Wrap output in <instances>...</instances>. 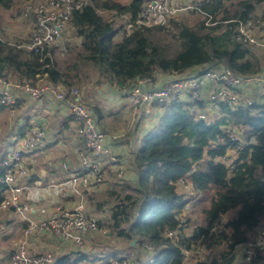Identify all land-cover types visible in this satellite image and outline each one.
Here are the masks:
<instances>
[{
  "label": "trees",
  "instance_id": "trees-1",
  "mask_svg": "<svg viewBox=\"0 0 264 264\" xmlns=\"http://www.w3.org/2000/svg\"><path fill=\"white\" fill-rule=\"evenodd\" d=\"M27 1L0 0V7L10 10ZM86 1L70 20L78 43L35 53L23 47L27 42L12 44L0 37L1 77L10 83L38 84L45 79L66 89L104 83L129 92L142 79L161 82L206 70L220 60L243 75L264 72V59L239 39L237 29L239 21H249L259 6L264 7V0H201L200 8L207 16L194 24L173 18L163 26L135 27L129 32L123 31L125 23L120 20L125 21L123 16L137 20L148 0ZM234 1L237 6L231 10ZM102 12L116 15L110 20ZM208 17L213 25L207 24ZM202 107L201 103L174 102L163 108L158 123L140 139L141 149L131 154L130 171L135 178L128 187L137 196L117 200L108 222L119 237L153 248L155 262H150L151 257L132 259L118 252L100 257L77 251L75 257L67 254L62 264H111L110 257L130 259L133 264H241L236 248L264 226V104L235 108L221 104L212 119L200 117ZM227 129L239 139L231 141ZM182 179L201 193L202 221L190 233L184 232L189 218L186 223L180 218L187 204L178 190ZM116 194L111 192L112 197ZM135 205L137 212L129 213ZM178 231V236L169 235Z\"/></svg>",
  "mask_w": 264,
  "mask_h": 264
},
{
  "label": "built area",
  "instance_id": "built-area-1",
  "mask_svg": "<svg viewBox=\"0 0 264 264\" xmlns=\"http://www.w3.org/2000/svg\"><path fill=\"white\" fill-rule=\"evenodd\" d=\"M28 2L25 3L23 15L33 17V27L29 41L23 47L35 53H43L46 48L58 44L70 26L72 14L87 4L86 0H47L36 5ZM262 9L263 14L258 15V18L239 21L237 25L239 39L252 50L254 47L264 48V7ZM192 12L207 16L197 0H148L137 20L132 22L128 16L122 17L127 21L123 31L129 32L135 27L163 26L173 18ZM102 13L116 15V12ZM207 24L213 25L211 17H208ZM262 89L264 72L243 75L220 60L206 70H196L177 78L168 77L162 82H155L151 78L142 79L128 92L127 101L132 112L143 118L149 117L147 120L156 115L158 118L157 113L161 115L163 108L174 102L201 103L203 107L198 112L201 118H205L208 114L205 113L206 109L210 106L218 109L221 104L233 108L264 104L259 102L264 100L262 94L254 95V91ZM20 93L35 101H40L46 93H50L64 104L75 133L84 140L86 149L80 154L81 172L63 183L40 187L39 190H45L50 197L31 201L30 194L37 187L27 182L31 175L27 157L30 153L43 150L47 132L37 118H29L15 129L0 166V258L8 259L9 264H62L64 257L61 258L59 252L51 248L38 252L31 246V239L45 237L55 246L85 252L91 236L99 233L106 235V230L99 225V219L86 212L84 196L90 197L95 186L104 184V168H108L119 180H125L131 165L126 170L128 161H121L97 117L83 102L79 88L60 89L52 84L31 82L10 83L0 75L1 107L15 110ZM226 135L234 142L239 139L232 129H227ZM187 181L193 186L191 181ZM67 203L69 207L65 208ZM114 211H110L111 217ZM179 234L178 231L169 235ZM236 250L237 254H241V264H252L255 260L264 259V226L256 237L240 244ZM110 262L133 264L126 258H111ZM150 262H155V256L151 257Z\"/></svg>",
  "mask_w": 264,
  "mask_h": 264
},
{
  "label": "crops",
  "instance_id": "crops-1",
  "mask_svg": "<svg viewBox=\"0 0 264 264\" xmlns=\"http://www.w3.org/2000/svg\"><path fill=\"white\" fill-rule=\"evenodd\" d=\"M56 45L61 46L59 43ZM93 82L96 84L97 78ZM39 84L48 85L50 83L43 79ZM98 86L100 88L96 92H89L87 96L83 97V100L85 98L89 103L90 106L88 107L97 117L102 130L109 136V142L114 145L121 161H128V164L126 162V170H129L132 151H136L138 141L140 143L143 135L153 129L159 119L156 115L152 120L143 123L144 118L130 110L127 101L128 92L118 91L104 83H99ZM58 88L63 89L62 86H58ZM19 95L21 97L15 110H7L0 106V166L3 161L2 155L10 147V140L15 129L29 118H37L39 124L47 132V140L43 150L30 153L27 157V164L31 173L27 182L30 186L37 187L35 192L30 194L31 201L46 199L50 196L45 190L40 191V187L63 183L72 175L82 171L80 154L85 152V142L76 135L64 104L58 102L52 94L46 93L40 101H35L25 94L22 96L20 93ZM157 114L160 115V113ZM64 165L67 167L64 168ZM104 172L107 175L109 169L104 168ZM130 173L133 174L132 171ZM111 176L114 177L109 172L108 181L105 179L106 182L102 187L95 186L96 195L103 191L105 186L107 188V186L113 185L118 189L123 187L121 185L124 182L115 181ZM132 181L133 178L130 176L126 182L131 183ZM68 207L69 204L67 203L65 208ZM99 207L102 208L101 205ZM31 244L36 250L44 251L47 249L46 244L50 246L52 242L49 238L43 237L31 239ZM56 247H59L58 251L61 258L65 257L68 250L72 249L59 245ZM7 260L0 258V264H9L6 262Z\"/></svg>",
  "mask_w": 264,
  "mask_h": 264
},
{
  "label": "rangeland",
  "instance_id": "rangeland-1",
  "mask_svg": "<svg viewBox=\"0 0 264 264\" xmlns=\"http://www.w3.org/2000/svg\"><path fill=\"white\" fill-rule=\"evenodd\" d=\"M47 0H30V2H28V4H32V5H36L39 3H43L46 2ZM117 2H120L122 4H126L128 2H130V0H116ZM201 0H197V3L199 4ZM237 2L238 1H234V3L230 4V9L231 10H235L236 6H237ZM25 3H18L16 5L15 8L10 9V10H5L4 8L0 7V37L4 40V41H9L12 44H16L19 42H28L29 41V34L31 32V29L33 27V17L32 16H24L23 14L21 15V13L23 12ZM263 14V9L262 8H257L256 13H254V16L252 19H256L258 18V15H262ZM107 19H114L115 15L111 14V13H104L103 14ZM178 18L181 19H188L190 24H194L196 23L198 20H201L203 18V15H201L198 12H192L189 14H183L181 16H179ZM177 19V18H175ZM117 20V19H115ZM118 21V20H117ZM120 23H125L124 26L126 27L127 21H122L120 20ZM169 23V22H168ZM125 31H128V29H126ZM118 38H122V34L119 35ZM69 42H76L78 43L79 40H76L75 38L72 37V30L70 28V26L68 27L66 33L62 36V38L58 41L59 44L65 46L67 45V43ZM255 51V53L258 54L259 58H261V60L263 61L264 59V48H259V47H254L253 48ZM61 56V55H60ZM94 85V84H93ZM93 85H81L77 88L80 89L82 97H85V95L87 96V94L89 92H96V90H98L100 87L98 85L93 86ZM263 95L264 96V90L262 89L261 91H254V95ZM83 102L87 105L90 106L89 103H87V100H83ZM106 102V101H104ZM259 102H264V100L259 101ZM258 104V103H257ZM219 109V108H218ZM218 109H212V106L208 107L206 110L207 112H205L208 116V119H212L215 116H217L219 114L220 111H218ZM155 113V112H153ZM257 112H254V114H256ZM134 114V113H133ZM162 115L158 116V119H160ZM146 117L142 120L143 123H146L150 120H147ZM136 146V144H135ZM136 150L141 149V143H139L135 148ZM228 162V161H226ZM229 163V162H228ZM130 171V170H129ZM128 171V172H129ZM132 176L133 174L129 173L128 178ZM112 177V176H111ZM113 179V177H112ZM115 179V178H114ZM106 180L108 181V176L106 177ZM105 180V182H106ZM122 180V179H120ZM124 181V184L121 189H118V187H114L113 185H109L105 186V189H103V191H101L99 194H95L94 190L91 193L90 197L84 196V204H85V208H86V212L90 213L91 215H93L94 217H96L97 219H99V221H101L100 223L103 224L105 230H106V235H103L101 233L96 234V235H92L91 238L88 240V242L86 243V254L91 253L94 254L95 256H106V254L112 253V252H118L119 255L121 256H125V257H130L132 259H134L136 256H140L141 259H146V258H150L153 257V252L155 251L153 248L149 247L148 245H143L142 247H140L139 245H136L135 242H131L125 238L119 237L117 234V231L112 230L111 227L109 226L108 222H110V218H111V214L110 211L115 207V204L117 203V200H124L126 198V196H131V197H135L137 196L136 192L131 190L128 187V183H126V180H122ZM104 182V183H105ZM102 187V186H101ZM194 186H192L190 184V182H188L187 180H180L179 182V187L178 190L179 192L185 194V200H187V205L185 207V212L183 214V219H182V215L180 216L182 222L184 221V223H186L187 219L189 218V221L187 222V225L185 227L184 232L185 233H190L196 226L197 224H199L202 221V214H201V209L202 206L199 204V199L201 197V193H198L194 188ZM111 192H116L117 196L112 197L113 195H111ZM110 193V194H109ZM102 206V208H100L99 206ZM138 210V205H135L132 209H129V213H135ZM185 216V217H184ZM187 217V218H186ZM128 226H124L123 228H127ZM47 246V250L48 249H54L55 251H58L59 247H56L54 244H50V246L48 244H46ZM55 247V248H54ZM150 250V252L148 251ZM38 251V250H37ZM74 248H72L71 250H68V252L66 254H76L74 252ZM41 252V251H38ZM208 253H210V251H207ZM84 253V252H82ZM60 254V252H59ZM241 254H239L238 252V260H242L241 259ZM192 254H188L187 259L191 260ZM136 259V258H135ZM89 260H93V258L89 259ZM134 261V260H133ZM8 262V260L6 261ZM240 262V261H238ZM90 261L87 262H79V264H90ZM99 263V262H98ZM7 264V263H4ZM188 264H197L196 262H192V263H188ZM239 264V263H237ZM261 264H264V260L261 262Z\"/></svg>",
  "mask_w": 264,
  "mask_h": 264
}]
</instances>
